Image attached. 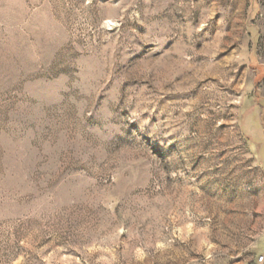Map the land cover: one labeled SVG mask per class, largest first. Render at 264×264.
<instances>
[{
    "label": "rangeland",
    "instance_id": "374dc122",
    "mask_svg": "<svg viewBox=\"0 0 264 264\" xmlns=\"http://www.w3.org/2000/svg\"><path fill=\"white\" fill-rule=\"evenodd\" d=\"M0 264H264V0H0Z\"/></svg>",
    "mask_w": 264,
    "mask_h": 264
},
{
    "label": "built area",
    "instance_id": "2783aa9c",
    "mask_svg": "<svg viewBox=\"0 0 264 264\" xmlns=\"http://www.w3.org/2000/svg\"><path fill=\"white\" fill-rule=\"evenodd\" d=\"M259 262H262L263 261V258L261 257V258H259V260H258Z\"/></svg>",
    "mask_w": 264,
    "mask_h": 264
}]
</instances>
